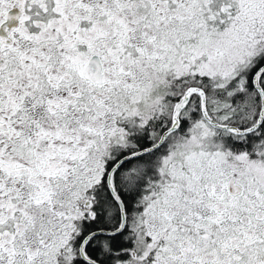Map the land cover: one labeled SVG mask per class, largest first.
Returning <instances> with one entry per match:
<instances>
[{
    "label": "snow or ice",
    "instance_id": "snow-or-ice-1",
    "mask_svg": "<svg viewBox=\"0 0 264 264\" xmlns=\"http://www.w3.org/2000/svg\"><path fill=\"white\" fill-rule=\"evenodd\" d=\"M0 264H264V0H0Z\"/></svg>",
    "mask_w": 264,
    "mask_h": 264
}]
</instances>
